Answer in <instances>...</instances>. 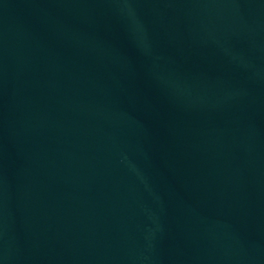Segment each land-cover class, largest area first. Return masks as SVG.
<instances>
[{"label": "water", "instance_id": "water-1", "mask_svg": "<svg viewBox=\"0 0 264 264\" xmlns=\"http://www.w3.org/2000/svg\"><path fill=\"white\" fill-rule=\"evenodd\" d=\"M0 264H264V0H0Z\"/></svg>", "mask_w": 264, "mask_h": 264}]
</instances>
